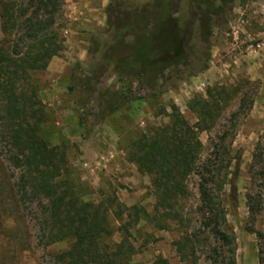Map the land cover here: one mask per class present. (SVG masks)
<instances>
[{
    "label": "trees",
    "instance_id": "obj_1",
    "mask_svg": "<svg viewBox=\"0 0 264 264\" xmlns=\"http://www.w3.org/2000/svg\"><path fill=\"white\" fill-rule=\"evenodd\" d=\"M0 2L4 34L0 41V264H9L12 258L4 253L6 221L21 218L27 211L33 216L39 245L70 243L52 256L53 264H126L125 259L135 251L129 242L131 228L142 219L159 229H166L168 222L182 227V236L174 244L186 264H197L195 257L201 248L210 264H237L236 234L228 219L238 204L241 157L233 140L237 114L229 121L233 126L224 125L210 137L216 143L206 160H202L201 134L215 131L229 104V91L238 88L222 87L215 93V87H210L206 97L194 96L188 107L197 116L195 123L172 102L167 123L132 141L130 159L153 178L156 201L152 215L138 205L126 207L116 196L98 203L85 201L76 185L65 178V151L40 137L49 114L32 80L64 48L63 24L58 18L65 0ZM154 7L151 13L138 11L118 19L122 31H117L116 39L102 52L98 66H73L69 90L79 89L85 95L78 100L82 127L92 118L103 122L128 104L161 98L178 87L173 78L183 79L177 76L185 71L194 76L206 70L208 59L200 66L189 59L188 31L174 19L169 3L157 0ZM152 17V27L142 30ZM193 19L199 23L201 38L208 42L213 16L193 12ZM109 74L120 84L112 99H106L109 91L103 86ZM246 96L240 98L238 112L244 111ZM194 177L200 180V200L189 211V180ZM127 211L129 219L116 229L123 240L116 243L110 240L115 233L110 216L121 218ZM249 211L258 218V209L250 206ZM256 233L264 239V233ZM156 264L168 263L160 258Z\"/></svg>",
    "mask_w": 264,
    "mask_h": 264
},
{
    "label": "rangeland",
    "instance_id": "obj_2",
    "mask_svg": "<svg viewBox=\"0 0 264 264\" xmlns=\"http://www.w3.org/2000/svg\"><path fill=\"white\" fill-rule=\"evenodd\" d=\"M107 1L104 29L99 30L95 24H91L85 29L88 32L85 36L87 43L74 45L65 42L69 31L66 33L64 30L71 26L66 16L69 3L65 0L63 14L58 18V23L63 24L64 48L50 61L46 70L32 76L49 114V121L41 127L40 137L65 151V178L76 185L85 201L98 203L116 196L126 207L138 205L152 215L156 201L153 178L141 172L130 159L128 147L132 141L150 128L167 123L172 102L179 106L190 123H195L197 116L188 107L194 96L206 97L210 87H215V93L222 87L238 88L235 92L227 89L230 93L229 104L222 110L215 131L201 134L204 143L202 160L209 158L214 151L216 142L212 143L211 138L224 125L225 128L233 126L229 121L233 114H237L233 140L234 149L241 157L236 181L238 204L230 210L228 219L236 234L237 264H263L264 239L258 237L256 232L264 233V0H166L174 19L188 31L189 59L198 66L208 59L206 70L194 76H190L189 71L175 75L183 79L174 77L173 81L178 87L161 98L128 104L110 114L103 122L92 118L84 128L80 125L78 100L85 95L79 89L69 90L73 66H98L102 52L116 39L117 31H122L118 19L138 11L151 13L157 2ZM193 12L197 16L208 13L213 16L215 24L208 42L201 38L199 23L193 19ZM151 19L142 30L147 31L152 27L155 17ZM2 31L0 20V41L4 36ZM103 86L109 91L106 99H112L114 92L120 88L111 74L104 78ZM243 95H247L244 111L238 112ZM245 114L247 116L243 117ZM227 139L229 142L231 137ZM227 139L225 142L219 139V142L228 143ZM199 181L198 177L189 180L192 191L187 202L189 211H194L200 200ZM250 206L260 211L257 219L250 213ZM127 213L121 218L110 216L115 228L110 240L116 243L123 240L122 233L116 229L129 219ZM22 214L21 218L6 221L7 237L3 252L10 258L12 256L9 264H53L52 256L67 249L70 243L61 242L48 247L39 245L35 239L32 214L28 211ZM168 223L166 229L155 228L153 223L144 219L136 225L134 223L129 242L135 246V251L125 259V263L156 264L162 258L168 264H186L174 244L181 238L183 229L177 224ZM195 259L197 264H210L205 249H199Z\"/></svg>",
    "mask_w": 264,
    "mask_h": 264
},
{
    "label": "crops",
    "instance_id": "obj_3",
    "mask_svg": "<svg viewBox=\"0 0 264 264\" xmlns=\"http://www.w3.org/2000/svg\"><path fill=\"white\" fill-rule=\"evenodd\" d=\"M69 3V10L66 11V16L69 18L70 27H67L69 31L66 37V43L85 44L87 43L85 31L86 28L95 24L97 29H104L105 10L108 5L107 0H67ZM94 19V20H93ZM97 22V23H96ZM74 24V26H73Z\"/></svg>",
    "mask_w": 264,
    "mask_h": 264
},
{
    "label": "built area",
    "instance_id": "obj_4",
    "mask_svg": "<svg viewBox=\"0 0 264 264\" xmlns=\"http://www.w3.org/2000/svg\"><path fill=\"white\" fill-rule=\"evenodd\" d=\"M64 31H66V33H67V30L66 29Z\"/></svg>",
    "mask_w": 264,
    "mask_h": 264
}]
</instances>
